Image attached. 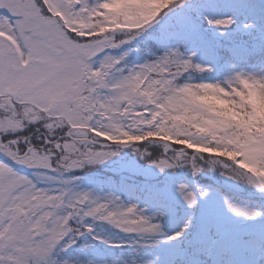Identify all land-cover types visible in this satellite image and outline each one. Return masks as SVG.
<instances>
[{
	"label": "snow or ice",
	"instance_id": "6c2138e0",
	"mask_svg": "<svg viewBox=\"0 0 264 264\" xmlns=\"http://www.w3.org/2000/svg\"><path fill=\"white\" fill-rule=\"evenodd\" d=\"M0 264H264V0H0Z\"/></svg>",
	"mask_w": 264,
	"mask_h": 264
}]
</instances>
